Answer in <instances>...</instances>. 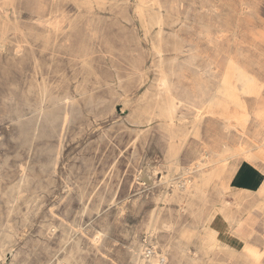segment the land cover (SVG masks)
<instances>
[{
    "label": "rangeland",
    "instance_id": "obj_1",
    "mask_svg": "<svg viewBox=\"0 0 264 264\" xmlns=\"http://www.w3.org/2000/svg\"><path fill=\"white\" fill-rule=\"evenodd\" d=\"M244 160L264 0H0V264H264Z\"/></svg>",
    "mask_w": 264,
    "mask_h": 264
},
{
    "label": "crops",
    "instance_id": "obj_2",
    "mask_svg": "<svg viewBox=\"0 0 264 264\" xmlns=\"http://www.w3.org/2000/svg\"><path fill=\"white\" fill-rule=\"evenodd\" d=\"M230 186L236 194L245 196L247 205L264 204V168L260 164L247 160L239 162L230 175ZM251 216L258 217V214Z\"/></svg>",
    "mask_w": 264,
    "mask_h": 264
},
{
    "label": "bare ground",
    "instance_id": "obj_3",
    "mask_svg": "<svg viewBox=\"0 0 264 264\" xmlns=\"http://www.w3.org/2000/svg\"><path fill=\"white\" fill-rule=\"evenodd\" d=\"M150 3V2H149ZM153 3V2H152ZM143 14V13H142ZM187 15V14H186ZM184 18H185V15H184ZM156 19H157V17H156ZM154 21V20H153ZM158 21H159V19L157 20V23H158ZM178 21V20H177ZM176 21V22H177ZM155 22H156V20H155ZM154 22V23H155ZM183 23V22H182ZM151 24V23H150ZM158 25V24H157ZM161 28V27H160ZM160 28H159V30H160ZM160 32V31H159ZM158 32V33H159ZM162 32H164V31H162ZM156 33V32H155ZM160 34V33H159ZM178 58V57H177ZM174 63V62H173ZM193 68V67H192ZM193 70V69H192ZM194 71V70H193ZM197 71V70H196ZM162 81V80H161ZM166 81V80H165ZM167 82V81H166ZM165 82V83H166ZM161 83H164V82H161ZM160 83V84H161ZM169 83V82H168ZM160 86V85H159ZM162 86V85H161ZM47 88V87H46ZM30 89H32V87L30 86ZM40 90V89H39ZM44 90H46V89H44ZM48 91V90H47ZM77 91V90H76ZM33 92V91H32ZM41 92V91H40ZM45 92V91H44ZM30 93V92H29ZM47 93V92H46ZM83 93V92H82ZM41 94V93H40ZM46 95V94H45ZM41 96V95H40ZM60 96V95H59ZM71 96V95H70ZM52 97V96H51ZM54 97V96H53ZM63 98L64 97H66V95L65 96H62ZM67 97H68V95H67ZM23 98V97H22ZM29 98H30V94H29ZM41 99H42V97H40ZM44 99H45V97H44ZM54 99H55V97H54ZM61 99V98H60ZM57 100V99H56ZM62 100V99H61ZM64 100V99H63ZM98 100V99H97ZM23 101V100H22ZM29 101V100H28ZM90 101H91V99H90ZM25 102H26V100H25ZM49 102V101H48ZM52 102V101H51ZM61 102V101H60ZM69 102V101H68ZM71 102V101H70ZM74 102H75V100H74ZM22 103H24V101L22 102ZM40 103V105H42L41 104V102H39ZM67 103V102H66ZM91 103V102H90ZM25 104V103H24ZM30 104V103H29ZM28 104V105H29ZM35 104H37V103H35ZM57 104V103H56ZM63 104V103H62ZM87 104V103H86ZM22 105V104H21ZM31 105V104H30ZM44 105H45V103H44ZM52 105H54V104H52ZM51 105V106H52ZM64 105V104H63ZM71 105V104H70ZM89 105V104H88ZM56 106V105H55ZM57 106H60L59 104L57 105ZM35 107V106H34ZM33 107V108H34ZM41 107V106H40ZM43 107H45V106H43ZM49 107V106H48ZM54 107V106H53ZM63 107V106H62ZM69 107V106H68ZM72 107V106H71ZM175 107H176V104H175V102L173 101V98H168L167 99V102H166V108H165V120H172L173 118H174V116H173V110L175 109ZM31 108H32V106H31ZM38 109V108H37ZM22 110V109H21ZM35 110V109H34ZM40 110V109H39ZM44 110V109H43ZM46 110V109H45ZM66 110H67V108H66ZM37 111V110H36ZM48 112H49V110H47ZM50 112H52V111H50ZM67 112V111H66ZM65 112V113H66ZM40 113V112H39ZM45 113H47V112H45ZM57 113V112H56ZM55 113V114H56ZM55 114H53V115H55ZM68 114V113H67ZM21 115V114H20ZM41 115V114H40ZM45 115V114H44ZM60 115H61V113H60ZM56 116V115H55ZM39 117V116H38ZM54 117V116H53ZM57 117V116H56ZM58 117L60 118V119H62L60 116H59V113H58ZM198 117V116H197ZM44 118V117H43ZM47 118V117H46ZM55 118V117H54ZM58 119V118H57ZM164 120V121H165ZM50 121H53V120H50ZM54 122V121H53ZM51 124H52V122H51ZM23 170V169H22ZM22 182V181H21ZM16 187V186H15ZM22 187V186H21ZM69 187V186H68ZM20 188V187H19ZM13 189V188H12ZM16 189V188H15ZM12 191V190H11ZM15 191V190H14ZM18 192H19V190H18ZM12 193V192H11ZM14 193H16V192H14ZM20 193H18V195H19ZM9 195H11V194H9ZM12 195H13V193H12ZM11 197H13V199H14V196H11ZM9 200V199H8ZM10 201V200H9ZM13 202V201H12ZM87 205V204H86ZM23 220H24V218H23ZM53 228V227H52ZM74 228V227H73Z\"/></svg>",
    "mask_w": 264,
    "mask_h": 264
}]
</instances>
